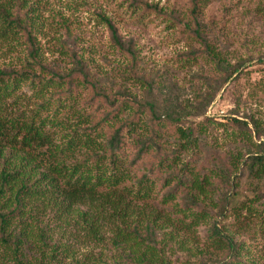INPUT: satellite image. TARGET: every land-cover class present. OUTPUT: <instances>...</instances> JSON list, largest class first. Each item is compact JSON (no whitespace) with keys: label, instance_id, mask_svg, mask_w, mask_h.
Instances as JSON below:
<instances>
[{"label":"trees","instance_id":"16d2710c","mask_svg":"<svg viewBox=\"0 0 264 264\" xmlns=\"http://www.w3.org/2000/svg\"><path fill=\"white\" fill-rule=\"evenodd\" d=\"M33 2L0 0V264L97 261L72 258L71 239L108 245L119 264H174L179 251L200 264H264L263 123H220L238 129L228 137L239 147L213 157L207 124L160 115L152 96L132 90L138 60L112 19L100 16L134 79H106L64 37L47 51ZM212 3L190 0V17L222 91L248 61L232 65L209 41L202 16ZM124 4L139 20L164 14L141 0Z\"/></svg>","mask_w":264,"mask_h":264},{"label":"rangeland","instance_id":"374dc122","mask_svg":"<svg viewBox=\"0 0 264 264\" xmlns=\"http://www.w3.org/2000/svg\"><path fill=\"white\" fill-rule=\"evenodd\" d=\"M33 1L39 16L35 32H39L38 42L47 51L56 49L58 39L64 37L69 47L84 53L106 79H134L126 70L129 60L111 46L100 16L112 19L122 39L133 46L138 60L140 88L132 90L140 100L152 96L160 115L177 114L187 125L207 124L205 148L213 157L223 159V153L239 147L235 139L228 137L238 129L220 123H227L230 117L246 120L254 116L264 125V66L258 65L259 59H264V0H213L205 9L202 18L209 27L211 44L232 65L248 61L246 72L222 91L221 74L192 31L195 25L190 17V0H141L162 8L164 14L148 13L140 20L126 9L128 4L120 6V0ZM254 152L245 150L248 154ZM231 222L224 220L221 226L230 229ZM207 231L208 227H202L197 232L202 248ZM69 243L72 258L96 257L93 264H119L118 254L108 245L96 246L83 239H71ZM178 253L173 257L174 264H200L199 259Z\"/></svg>","mask_w":264,"mask_h":264}]
</instances>
